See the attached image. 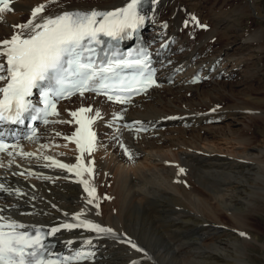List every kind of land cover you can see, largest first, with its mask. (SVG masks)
I'll return each instance as SVG.
<instances>
[{"label": "bare ground", "instance_id": "bare-ground-1", "mask_svg": "<svg viewBox=\"0 0 264 264\" xmlns=\"http://www.w3.org/2000/svg\"><path fill=\"white\" fill-rule=\"evenodd\" d=\"M127 1L60 0L59 5L46 8L44 15L115 8ZM46 2L13 0L12 11L0 16V40L10 38L17 31L13 26L29 19L32 7ZM242 3L244 14L251 10L260 12L255 0H242ZM182 6L184 0H158L146 10L151 17L148 24L156 25L146 31V37L159 61L158 86L128 105L107 102L102 95L86 93L85 97L76 95L62 101L57 108L60 115L53 119L70 120L71 110L89 105L102 113L103 118L94 126L98 131L97 140L101 142L97 149L102 146L104 150L99 155L96 149L91 157H85L87 162L94 160L91 183L99 199L93 205L86 203L87 193L74 173L42 166L48 162L41 155L52 156L48 147H41L44 140L70 146L69 154L73 156L56 154L53 157L64 163H76L79 152L73 142L63 136L50 138L54 131L71 135L76 125L43 124L37 140L22 139L17 143L19 146L30 144V148L21 147V151L35 152L36 157L15 155L9 160L1 159L4 166L0 167V182L23 193L0 192V208L7 209L4 215L26 228L50 229L63 222H74L73 215L83 210L82 218L115 231V238H96L94 232L81 229L56 233L53 236L58 239L56 249L63 255L81 248L84 239H93L94 258L79 264H133L134 261L137 264H250L247 247L251 245L249 240L256 226L254 214L264 211V148L252 141L249 121L256 116V109L244 106L237 99L241 92L237 83L246 84L248 79L259 75L253 65L263 57L262 51L257 50L262 33L261 37L238 41L232 30L237 24L236 18L232 21L224 17L218 26L211 23L212 29L205 30V37L196 36L193 30L197 28L185 25L186 9ZM222 37L226 39L225 46L212 50L211 40ZM196 73L201 80L193 82ZM237 75L238 82L224 81ZM122 109H126L124 120L110 126L112 114ZM173 116L178 119H165ZM132 121H141L147 128L138 135L122 129L119 139L138 154L134 162L128 161L113 140L120 124ZM209 138L227 142L234 139L245 146H233L230 150L201 143ZM107 149L111 155L106 153ZM12 150L19 152V148ZM119 163L120 172H114V166ZM176 165L185 172L177 175ZM129 166L133 174L126 171ZM19 172L25 176L14 175ZM109 185L113 188L108 193L110 202L106 203L103 196ZM95 203H99V208L94 207ZM108 208L111 212L105 216ZM239 232L247 236L241 237ZM129 239L143 251L125 242ZM70 240L73 243L66 244ZM261 248L264 249V243Z\"/></svg>", "mask_w": 264, "mask_h": 264}, {"label": "snow or ice", "instance_id": "snow-or-ice-1", "mask_svg": "<svg viewBox=\"0 0 264 264\" xmlns=\"http://www.w3.org/2000/svg\"><path fill=\"white\" fill-rule=\"evenodd\" d=\"M12 2L13 0H0V13L12 11L10 7ZM157 2L158 0H129L124 7L113 11L73 10L44 15L46 8L60 3V0H47L46 3L31 8L26 22L13 26L17 31H14L10 38L0 40V82H3V86H0V124L6 122L23 124L27 118L30 121L41 122L45 126L58 123L76 125L71 135L54 131L50 137L63 136L67 141H74L79 152L76 163L68 164L53 156L41 155V159L48 162L42 166L66 170L69 174L74 173L77 182L83 185L87 193L88 205H93L99 198L96 196V187L91 183L94 160L88 159L85 163V157H91L101 144L97 140L96 132L93 131V125L103 118L102 113L89 105L70 111L69 115L72 117L70 120L50 118L60 115L57 109L59 100L74 95L80 97H85L86 93L103 95L107 102L128 105L132 103L134 95L146 93L153 86H158L155 69L150 66L147 48H140L135 52L130 50L126 54H120L116 48L120 41L131 39L145 22L151 19L145 6L155 5ZM190 20L199 28L209 27L201 24L194 15ZM187 24L188 21H185L186 26ZM125 69H135V73L128 77L122 74ZM199 79L201 78L196 76L193 82ZM34 89L40 90L42 106H37L31 99ZM125 111L126 109H122L113 113L109 125L123 121ZM122 129L138 135L147 131V128L141 121L122 123L113 135V140L117 142L122 154L128 161L134 162L138 154L119 139ZM38 138L39 133L35 127L32 128L31 135L24 137L30 141ZM48 146L41 145L42 148ZM19 147L18 144L5 143L0 134V155H7L10 158L15 155L37 156L35 152L12 150ZM12 162L14 161H9ZM3 166L0 160V167ZM176 167L177 175L185 172L183 167L179 165ZM85 173L88 178H85ZM14 175L23 176L24 172ZM0 192L23 195L19 188L12 189L4 182H0ZM99 206V203L94 205L95 208ZM6 210L0 208V264H68L69 261H76L79 264L81 261L94 258L92 238L84 239L81 248L73 250L69 255L55 253L47 238L61 230L75 229L92 231L96 238H115L117 235L110 227L102 226L86 217L82 218L83 210L73 215L74 222L60 223L47 231L43 227H33L31 232L26 230L24 224L4 215ZM239 235L247 236L244 232H239ZM125 242L133 249L143 251L130 239ZM72 243L71 240L66 242L68 245ZM133 264L137 262L134 261Z\"/></svg>", "mask_w": 264, "mask_h": 264}, {"label": "rangeland", "instance_id": "rangeland-1", "mask_svg": "<svg viewBox=\"0 0 264 264\" xmlns=\"http://www.w3.org/2000/svg\"><path fill=\"white\" fill-rule=\"evenodd\" d=\"M255 1L258 3V7L260 8L259 13H256L254 10H251L250 12L244 14L243 12L244 6L242 3V0H187V1L184 0V6H186V8L184 6L182 7L184 8V10L186 9L185 14H186V21H188V24L197 28L193 30V32L194 31L196 32V36L204 35L205 37L206 35L205 30L207 29H202V28L197 27L190 20V17L192 15L196 16L201 24L208 25L209 30L212 29L211 23L218 26V24L221 23L219 20L221 21L224 20V17L225 18L227 17V19H231L232 21L236 18L237 24L234 26V28H232V30L235 31V33L237 34L238 41L242 39H247L248 37H252V36L254 38L256 36L261 37V33H262V38L260 39V43H259L260 48H257V46H255V48H257V50H260V52L262 51L261 56L263 57L257 60V62L253 65L254 68L259 70V75L256 78L248 79L246 84L241 85L237 83L238 87L241 89V92L237 94V99L239 101H243L244 106H249L250 108L256 109L257 113L254 112L256 116L252 117L251 121H249V122H252L251 124L252 132L250 133H252L253 143L255 142V144H259V146H263L264 148V115L262 114L264 111H260L261 109L262 110L264 109V0H255ZM5 13L6 12L0 13V16L2 14H3L2 16H5L6 15ZM148 25L149 26H148L147 31L154 29L156 26L155 24H152V23ZM225 44H226V39L224 37L220 38V40H211L212 50L218 51V49L224 47ZM233 53H236V50ZM236 78H238V75L233 76L228 80L225 79L224 81L238 82ZM174 79H177L176 73H175ZM174 79H172L171 82ZM76 102L77 101H74L73 103H76ZM258 112L261 114H259ZM185 113L187 114L190 112L186 111ZM238 126L239 125H236L237 128ZM108 132H111V131H108ZM248 135L250 136L251 134L248 133ZM245 136L247 135L245 134ZM204 140L201 141V143L205 146L207 144L209 145L211 144L212 146H216V147L223 148V149H227L229 147V149L231 150L233 146L234 147L236 146L238 148H243L245 146V145L242 146V144L239 141L237 140L235 141L234 139H230V141L228 142L224 139L213 140L212 138H209L208 140L207 139L205 141ZM42 143L49 145L47 151L52 156H56V154H61V153L63 154L70 153V146H63L52 140H44L42 141ZM24 148H30V144H25ZM21 150L22 149H20L19 151ZM103 150L104 148L102 146L99 147L97 149V152H99L98 154L101 155L100 152H102ZM106 153L111 155L108 149L106 150ZM69 155L73 156L74 154L71 153ZM3 158H6L7 160H9L10 157H8L7 155H0V160ZM121 166L122 165L120 163L115 165L114 172L117 171V173H119ZM126 171L128 172L131 171L130 166H129V170L127 169ZM133 172L134 170L131 171V174H133ZM23 176H25V174ZM105 188L107 189V192L104 194L103 197L106 203H108L110 202V200L108 199H110V194H111L110 191L113 188V185H109ZM105 197H108V198H105ZM108 211H110L109 208L108 210L105 211V216L108 215ZM254 216H255L254 224L256 226H254V229L252 232L253 238L249 240L251 245L247 247V250H248L247 260L250 262V264H264V249L261 248V244L264 243V211L255 212Z\"/></svg>", "mask_w": 264, "mask_h": 264}]
</instances>
